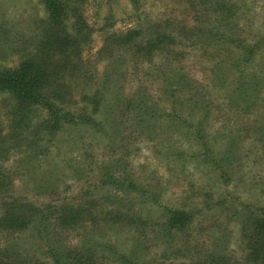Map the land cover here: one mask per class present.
Here are the masks:
<instances>
[{
  "label": "rangeland",
  "instance_id": "374dc122",
  "mask_svg": "<svg viewBox=\"0 0 264 264\" xmlns=\"http://www.w3.org/2000/svg\"><path fill=\"white\" fill-rule=\"evenodd\" d=\"M66 1L90 27L54 76L68 92L58 107L79 122L21 135L15 101L0 92V212L21 201L37 217L0 231L1 253L23 264H264L250 236L264 206V0H229L226 27L220 8L197 0H141L137 10L130 0ZM44 16L39 0H0V65L34 50ZM133 32L176 45L157 42L167 46L148 62L121 44ZM72 206L88 214L66 222ZM170 210L190 222L168 230Z\"/></svg>",
  "mask_w": 264,
  "mask_h": 264
},
{
  "label": "trees",
  "instance_id": "16d2710c",
  "mask_svg": "<svg viewBox=\"0 0 264 264\" xmlns=\"http://www.w3.org/2000/svg\"><path fill=\"white\" fill-rule=\"evenodd\" d=\"M39 1L43 6L45 16L39 21L41 37L39 36L40 39L36 43L34 50L22 56L14 66L0 65V92L9 94L15 101V110L12 111L15 119L13 128L16 131L17 129L20 130L21 135L25 133L21 131L23 129L36 136L47 128L49 133H53L58 131L63 123H72L73 125L79 122L76 114L72 113V116H70L68 112H64L62 108L58 107L59 103H63L66 100L68 92L64 89L63 83L56 81L54 76L55 72L60 69L59 62L64 59V52L71 50L78 53L83 48L82 44L88 39L90 27H88L82 15L78 12V8L73 5L70 6L66 0ZM130 2L135 10L140 7L141 0H130ZM191 2L194 3L196 0H191ZM196 3L202 6H214L213 10L216 12L218 11L217 8H220L222 13L220 24L225 23V27L228 20L233 21L236 15L235 4L233 2L230 3L229 0H197ZM67 13H72V22L69 25L65 21ZM194 29L195 26H182L179 30L182 36L191 37V34L195 33ZM128 35L126 33L121 39V44L128 46L133 53L148 62H151L155 53L164 50L167 46L166 42H163L160 47L156 46L157 42L168 40L170 45L175 43V37L166 33L155 34V41L143 39L138 32H133L131 36ZM178 35L176 40L179 37ZM222 35L228 41L237 40L227 33ZM56 56L57 59L55 58ZM87 102H90L93 106V111H97L100 96L97 93H93ZM36 107L45 108L48 112L47 117L36 118V115L31 112ZM52 118H54L53 125L50 127L49 120ZM81 118L82 116H79V119ZM85 118L91 121L89 115L85 116ZM20 133L15 134L18 137L21 136ZM2 206L0 231L16 233L30 228L31 224L35 223L37 217L34 216L36 213L27 215L26 210H24L25 203L12 201L10 203L5 202ZM35 209L37 210V208ZM69 209L62 215L66 222L78 220L88 214V212H85L87 209L79 211L73 206L71 210ZM169 212L170 215L165 221V224L168 225V230L180 229L190 222V216H187L182 210H170ZM254 218L256 220L252 225L250 236L254 235L257 241H261L263 247L258 254L264 256V227L263 231L261 229L258 231L257 227H255L258 219H261L264 225V206L260 207V214ZM17 254L15 251L8 250L1 253L0 250V264H23L24 261L22 259L15 260L16 258L14 257ZM91 260L85 261L83 256H72V264H90L93 263Z\"/></svg>",
  "mask_w": 264,
  "mask_h": 264
}]
</instances>
